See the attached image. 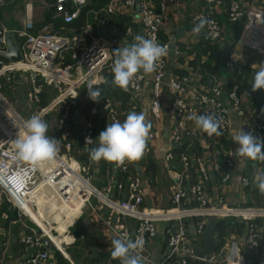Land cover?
<instances>
[{
  "label": "built area",
  "instance_id": "2783aa9c",
  "mask_svg": "<svg viewBox=\"0 0 264 264\" xmlns=\"http://www.w3.org/2000/svg\"><path fill=\"white\" fill-rule=\"evenodd\" d=\"M17 0H0V7L11 4ZM180 0H161L155 6L152 0H109V2L97 12L98 24L103 27L110 26V19L115 15H123L137 23L143 37H154L161 45V26L169 11ZM25 18L22 26L13 30L6 29L0 21V55L8 50L6 34L12 33L21 53V60L16 63L0 61V204L5 201L20 215L25 216L24 207L29 206L35 211L34 198L31 199L33 189L38 186L41 190L44 186L56 189L62 197L68 198L70 192L76 191L83 196L82 207L91 208V200L86 187L93 189L92 196L99 203V209L105 208L107 218L104 225L108 227L117 238L125 236L131 240L142 237L145 240L141 255L144 264H199L193 248L188 243L190 232L186 231L184 222L197 221L192 226L193 235L202 239L205 225L211 218L218 220L231 219L243 225L239 235H233L225 248L218 253H213L205 264H264V196L260 195L253 182V176L247 173L236 176V153L229 147V132L231 127L230 115L242 113L249 115L246 131H252L255 136L264 132V111L242 109L243 97L248 94L240 89L237 84L231 87L225 79L213 78L209 89L204 90L196 86L189 87V76L167 78V57H163L159 66L152 73L150 122L152 129L147 142L158 141L160 132L157 129L163 109V92L167 88L172 94V100L168 104V112L171 118L179 120L177 127L185 128L189 116L203 114H215L220 119V136L199 132L208 141L210 152L206 155V149L202 155L190 152L193 144H188L187 152L179 156L180 171L174 170L171 164L173 154H166L165 162L170 176L169 199L170 209L157 210L143 207V194L141 191L143 181L132 170L131 166L124 164L117 167L121 174H132L125 180L115 183L111 180L103 189L98 191L89 182L90 166L83 165L72 152L81 140L84 146H92L100 132L105 130L108 123L120 121L118 110L110 100L93 102L86 88L89 80L96 81L94 87H100L105 83L100 82L104 78V72L112 69L114 62L113 51L124 47L134 38V30L126 28L121 33H114L108 29L111 38L105 40L87 41L91 34V27L84 26L77 33L60 35L55 32V21L61 26L75 23L83 8L88 6L89 0H23ZM137 2H139L137 4ZM203 5L195 11L190 20L193 25L199 23L197 17H203L212 23L202 29L204 40L219 42L224 36V27L218 20V14H223L231 25L241 26V43L249 48L264 52V8L252 4L242 3L240 0H202ZM34 6L52 8L53 22L35 27L32 9ZM139 10L136 12L135 8ZM106 32V33H107ZM107 33V34H108ZM116 34L117 36H114ZM167 46V45H166ZM69 57L66 58L65 54ZM174 56L179 57L175 50ZM230 68V63L226 64ZM13 74L23 75L28 81L26 92V108L33 114H41L42 118L49 113L57 112L55 120V132L59 134V140L63 143V150L58 151L54 161L45 162L36 168L27 163L18 161L13 147L14 140L25 132L24 120L15 112L13 107L1 93L3 86L12 80ZM189 75V74H188ZM145 74L138 73L134 86L129 89L135 99L144 91ZM53 91L52 100L45 107L38 108L41 103L40 95ZM78 101L81 106H88L87 115H81L76 120L77 136L65 127L70 107H74ZM103 114L104 122L102 130H98L99 119L96 116ZM77 114V112H76ZM76 116V115H75ZM121 122V121H120ZM184 125V126H183ZM194 134V130L192 132ZM178 129L174 133V140L182 138ZM93 139L92 144H85V138ZM193 170L196 173V182L190 186L184 185L185 174ZM257 170H264V162H261ZM256 170V171H257ZM79 177L87 185L80 186L74 182ZM217 180L218 193L212 198L209 196V186ZM238 183L239 190L236 199L229 201L225 188L232 189ZM247 182V183H246ZM260 199L261 205L253 204V193ZM115 192L123 194L121 199L110 198ZM235 197V196H234ZM92 208V210L95 211ZM29 219V218H28ZM126 219L133 221V227L124 223ZM29 222L35 227L28 230L18 238L23 247L35 249L27 259L26 264H48L50 254L48 250H42L43 241L48 240L52 247L63 254L62 249H57L45 231L34 222ZM166 222L177 224L176 232L172 235V229L167 227L168 236L167 251L158 263L150 260L148 245L157 235L156 224ZM53 231L50 230L52 235Z\"/></svg>",
  "mask_w": 264,
  "mask_h": 264
},
{
  "label": "crops",
  "instance_id": "0c3cea01",
  "mask_svg": "<svg viewBox=\"0 0 264 264\" xmlns=\"http://www.w3.org/2000/svg\"><path fill=\"white\" fill-rule=\"evenodd\" d=\"M160 1L161 0H152L155 6H157ZM23 3V0H17L11 4L0 7V21L6 29L13 30L22 26L25 18V9ZM242 3L256 5L258 4V0H247V2L243 1ZM202 5V0H180L166 16L161 26L160 39L162 43L168 45L170 40L177 35V32H180L182 35L181 38H177L175 49L179 53V57L174 56V58H170L169 52L166 56L167 78L170 76L180 77L179 73L185 72V76H189L191 78L189 87L196 86L199 89L204 90L205 85L200 82V77L202 76H197V74L192 71L191 66V63L195 60H198L199 62L201 61L203 63L208 60L207 55L202 54V50L205 48V45H202L205 43L204 33L201 31L199 34H194L192 32V28L195 25H193L190 20V16ZM32 12L33 21L35 22L36 28H39L43 24L53 22L51 19L53 15L52 8L45 9L44 7L34 6ZM98 15L100 14L94 12L92 18H87L86 24L84 25H89L91 27V34L89 37H86L88 42L91 40H103L111 38V35L107 32L110 28L111 30H114V33L117 32L116 20H118L117 16L119 15H115L113 17L114 20H112L113 18L111 17L109 26L110 28L108 26L103 27L98 24ZM218 20L224 27V36L221 41L214 43V45H216L220 52V58L226 59L227 62L232 64V68H236V72L233 74L235 76L232 79L233 84H237L242 91H245L248 94V96L243 97L242 109L256 110L258 107L256 106V101L253 100V96L259 92V95H257L256 99L260 100L264 106V89L257 90L253 96L249 95V93L251 91V83L253 82L254 74L256 71H258L260 64L264 63V52L253 50L244 43H241L242 34L240 32V25H235L239 28V32L235 33V31L231 28L233 25H230L227 22L223 14H218ZM131 23L135 28L134 37L136 35H140L142 32L139 24L137 23V18L135 17ZM56 26L58 30L64 31L63 26L60 24L55 23V27ZM96 28L99 29L98 31L102 32L104 35L103 37H98L97 34H94ZM77 32L78 31H76V33ZM56 33L64 35L62 33H58L57 31ZM114 36H116V34H114ZM133 41L134 38H132L127 44H131ZM227 41L230 42V49L228 57H223L220 45ZM65 56L68 58V53H66ZM249 71L250 74H248ZM230 72V70H226L225 74L221 75V79H228ZM26 79L27 78H25L23 75L13 74L12 80L5 86L7 88L9 87L8 89H10L12 86H16L18 83L23 85L27 83V92L29 85ZM151 80L152 74L145 75L144 91L137 99L133 97L130 89L125 92L113 85L112 89L114 92L110 94V101H112L113 105L116 106L121 123L126 119L127 114L133 110H135L137 113L144 112L146 119L150 121ZM210 82L208 83L207 88L205 87L206 89H209ZM121 93L124 94V96H122ZM172 97L173 96L170 91L165 88L163 92V109L161 111L160 120L157 126V129L161 135L160 139L158 141L153 140L147 142L144 155L139 161L125 163L130 165L131 170H133L136 175L139 176L141 181H143L141 188L144 198L143 207H146L147 209H170L168 190L170 185V176L168 174V169L164 158L166 154L170 152L173 154L174 158L172 159L171 164L174 166V170L180 171L181 164L179 157L175 155L177 154V151L174 152L175 149L177 150L180 148L183 150V152H187V145L193 144V148H190V152L197 153L198 155H202L203 149L204 151L208 149L207 152L204 153L205 155L210 152L208 141H206L201 135L199 128L196 127L193 120L186 121L185 128L177 127L179 120L171 118L167 109ZM77 104L82 105L80 101H78L76 105ZM76 105L74 107H76ZM124 105L127 107L126 109H122ZM128 106H130V110L128 109ZM263 106L262 108L264 109ZM81 111V108L76 111V120L81 115ZM78 113L80 114L77 117ZM198 115H202V113L199 111ZM95 118L99 119V116H96ZM230 119L231 127L229 132V147H231L235 152L239 145L233 142L232 137L237 134L238 130L242 127L246 131L249 115L244 111L239 114L232 113L230 115ZM177 129L183 134L181 140L179 141L174 140V133ZM193 130L194 134H192ZM73 133L77 136L76 131ZM257 137L264 138V132H260ZM78 142L79 140L77 139V144ZM150 161L155 165L154 173L148 170V164ZM235 162L237 177L245 173H247L249 176H253L258 167V162L240 157L237 154ZM89 163L90 159L88 160V164ZM100 164V162H92L91 167L94 169V174L89 176V182L91 186H93L98 191H103L104 187L111 181L112 176L110 172L106 170L105 172L101 171ZM185 177L186 180H184V185L186 186L192 185L197 179V175L195 172H193V170L188 171L185 174ZM238 190L239 193H241V189H239L237 181L232 189L225 188L227 199L229 201L236 199ZM208 193L212 198H214L215 194L218 193L216 179L209 186ZM252 193L253 192H250V194ZM122 197L123 194L115 192L110 198L118 200ZM253 198L254 205L260 206L261 201L254 193ZM65 201V205L63 204L59 218L53 225L59 224L62 220V215L64 214V217L68 218L66 221V223H68L66 232L64 233L63 231L66 223H64L61 228H55L53 226L51 227V231L54 230L58 233L57 236H54L52 233L54 237L53 240L58 244V246H56L54 242L53 244L57 249H62L63 254L55 249L56 252H58L63 257L67 264H120L118 260H113L110 255L111 240L114 237H117L108 227L104 225V221L107 218L106 209H99L100 203L95 197L91 199V208L89 206H84L82 210L81 207L76 209L81 202V197H79V194L76 191L71 192L70 197L65 199ZM94 207L96 208L95 211L92 210ZM52 213L56 215L55 210H52ZM35 215L39 217L37 214ZM41 218L43 220L40 219V217L38 219L44 221V217L42 216ZM5 220L6 215L2 213L0 215V264H26L27 259L35 252V249L21 246L18 242V238L30 229V224L26 219H19L18 221H11L9 223H6ZM126 220L128 221L127 225L130 224L131 227L134 226L135 223H133V221L129 219ZM185 222L191 227V232L187 237L188 243L192 248L195 245H198L199 248H202V239L200 237L194 236L192 232V226L195 221L186 220ZM169 225L170 223L166 222H158L156 224L157 235L149 242L148 245V254L150 260L154 263H158L162 259L163 254L167 251L168 236L166 234V228ZM172 227H174V224H172ZM231 237H233V234L230 235L224 246L221 248H225L227 246V243H229ZM43 249H45L44 245ZM51 249L52 247L46 249L50 254V260L48 264H57Z\"/></svg>",
  "mask_w": 264,
  "mask_h": 264
},
{
  "label": "clouds",
  "instance_id": "9594fccd",
  "mask_svg": "<svg viewBox=\"0 0 264 264\" xmlns=\"http://www.w3.org/2000/svg\"><path fill=\"white\" fill-rule=\"evenodd\" d=\"M197 19L199 23L192 28L194 34H199L206 25L212 23L203 17ZM113 53L114 62L111 69L113 79L110 83L127 92L130 85L134 86L138 73L148 75L156 71L161 59L168 55V48L158 43L154 37L136 35L131 44L119 47ZM100 82L109 83L103 77ZM96 83L89 80L86 86L89 98L93 102H99L102 98L101 90L94 87ZM261 89H264V63L260 64L251 83L252 92ZM189 119L209 136L222 134L219 131L220 119L215 114L191 115ZM23 127L25 132L16 138L13 144L17 160L27 163L32 168L54 161L59 151V140L49 135L50 126L42 115L33 114L24 121ZM151 128L152 124L146 119L144 112L130 111L122 123L119 120L108 123L105 130L100 132L95 140L98 146L87 150L90 161L98 163L104 160L116 167H121L126 162L139 161L144 155ZM232 139L239 145L235 151L238 156L254 162H264V138L257 137L252 131H245L242 127ZM93 141L90 137L85 138V144H92ZM253 182L260 195L264 196V170H257L254 173ZM144 245L145 240L142 237H137L134 241L125 236L114 237L111 240V258L118 260L120 264H144L141 255Z\"/></svg>",
  "mask_w": 264,
  "mask_h": 264
},
{
  "label": "trees",
  "instance_id": "16d2710c",
  "mask_svg": "<svg viewBox=\"0 0 264 264\" xmlns=\"http://www.w3.org/2000/svg\"><path fill=\"white\" fill-rule=\"evenodd\" d=\"M240 1L247 2V0H240ZM108 2H109V0H92V1L90 0V3L88 4V6H86L85 8L82 9L81 14H80V18L75 23L63 26L64 31L58 30L57 26H56L55 32L57 31L58 33L67 34V35L76 33V31H79L80 29H82L83 26L86 24L87 18L88 19L92 18L93 13L99 12V10L101 8H103ZM256 6L264 8V0H258V4H256ZM117 18H118V20H116V27H117L116 31L118 33L123 32L128 27L133 28V30L135 29L133 24L131 23L132 22L131 19H129L128 17H125L123 15H119V16H117ZM112 20H114V18ZM55 23L59 24V21H55ZM231 28H232V30L235 31V33L239 32L238 26L233 25V26H231ZM72 29H73V31H72ZM98 30L99 29L96 28V30L94 31V34H97L98 37H103L104 35L102 34V32L98 31ZM103 40H105V39H103ZM204 42L205 43H203L202 45H205V48L202 50V54L207 55L208 60L204 63L201 61L199 62L198 60L193 61L191 63L192 64L191 65L192 71L195 72L197 74V76H199V77L202 76V77H200L201 78L200 82L203 85H205V87L207 88L208 83L213 78H217V79L220 78L221 79V75L225 74L226 70H230L232 73L230 72L229 78L228 79L226 78L225 80L227 81L228 86L231 87L233 85L232 79L235 76L233 74H234V72H236V68H232V64L230 62H227L226 59L220 58V52H219L218 48L216 47V45H214L213 42H208L205 40H204ZM198 58H199V56H198ZM0 61L6 62V60L3 59L2 57H0ZM229 63H230V68H227L226 64H229ZM179 74H180V77H183L186 75L185 72L184 73L181 72ZM248 74H250V71L248 72ZM103 75H104V78H106L109 81V83H105L104 85H102L100 87L101 94H102L101 99L102 100H110L111 99L110 94L114 92L112 89L113 85L110 83V81L113 79V73H112L111 69H109L108 71L104 72ZM257 95H259V92L253 96V100L256 101L255 103H256V106L258 107L257 110H264L262 108L263 104L260 102V100L256 99ZM122 96H124V94H122ZM46 97H49V93L47 94V93L43 92L40 95L41 103L39 105H37L38 108L39 107L40 108L45 107L47 105V103H49V101L47 102V100H45ZM79 108L82 109L81 113L83 115H87V111L89 109V107L87 105L85 107L84 106L81 107V105H79V104H77L76 107H70L69 112H68L67 121L65 122V127H66V129H68L72 133L77 129V122H76V116L75 115H76V111H78ZM126 108L127 107L125 105L122 107V109H126ZM128 109L130 110V106H128ZM47 116H45L43 118L45 121L47 119ZM99 122H100L99 124L97 123V128H98V130H102L104 117H103V114H101V113L99 114ZM47 123L49 124V122H47ZM49 126H50V124H49ZM77 145L79 147V148L77 147L78 148L77 149L78 161L81 164L86 166V165H88V160H89V158H88L89 152L87 150L89 148L98 146V142L94 143L92 146L86 147L83 145L81 140H79ZM175 151H177V154L174 153L177 157H179L180 154L183 153V150L180 148L177 150L175 149L174 152ZM256 162H258V165L261 163L259 161H256ZM100 163H101L100 164L101 165V171L105 172V170H106V171L110 172V174L112 176L111 180L117 179V181H114L115 183L122 182L127 177L134 175L133 172H132V174H129V173H127L126 175L121 174L119 172L118 168L114 164H110L108 162H105L104 160H101ZM154 168H155V165L153 164V162L150 161V163L148 164V170H150L151 172L154 173ZM253 190H254V188L251 187L247 191L253 192ZM2 213L6 215V220H5L6 223H9L11 221H16V220L18 221L19 219H22V220L25 219L22 215H20V213L16 209L12 208V206L9 203H7L5 201V199L0 204V215ZM67 219L68 218L64 217V214H63L62 220L59 224H56V228H61L63 226V224L66 223ZM193 221H195V220H193ZM127 222H128L127 220L124 221L125 224H127ZM196 222L197 221H195L193 224L195 225ZM29 224H30L29 230H34L35 227L31 223H29ZM184 225H185L186 231L191 232L190 225L187 224L186 222H184ZM168 227L172 229L173 228L172 223H170V225ZM67 228H68V223H66V226L63 229L64 233L66 232ZM243 228L244 227L242 224L236 223L231 219L219 220L218 223L216 224V227H215V235H216L217 242H216V247H215L214 253H217L221 249V247L224 246L226 240L230 237L231 234L239 235L242 232ZM42 250H46V249H43V247H42ZM51 250L53 252V256H54V259L56 260L57 264H67V262L63 259V257L58 252H56V250L53 247Z\"/></svg>",
  "mask_w": 264,
  "mask_h": 264
},
{
  "label": "water",
  "instance_id": "95a60500",
  "mask_svg": "<svg viewBox=\"0 0 264 264\" xmlns=\"http://www.w3.org/2000/svg\"><path fill=\"white\" fill-rule=\"evenodd\" d=\"M139 2H137L138 4ZM136 12H138V6L135 8ZM142 36V33H140ZM117 36V35H116ZM182 35L180 32H177V35L173 37L167 45L169 57L174 58V51L176 49V42L177 38H181ZM6 41H7V52L5 54H1L0 57L5 59L8 62L16 63L21 60V53L20 49L18 48L17 43L14 41L12 33L6 34ZM221 53L223 57H228L229 49H230V42L227 41L220 45ZM255 92L250 91L249 95L253 96ZM80 113H78L77 117ZM79 118V117H78ZM217 218H211L208 220L207 224L205 225V229L202 236V248H199L198 245L193 246V252L195 257L199 260V264H205L214 253L216 247V235H215V227L218 223ZM177 228V224H174L172 228V235L175 234ZM43 245L45 249H49L52 247V244L48 240L43 241Z\"/></svg>",
  "mask_w": 264,
  "mask_h": 264
},
{
  "label": "bare ground",
  "instance_id": "6f19581e",
  "mask_svg": "<svg viewBox=\"0 0 264 264\" xmlns=\"http://www.w3.org/2000/svg\"><path fill=\"white\" fill-rule=\"evenodd\" d=\"M142 36H143V34H142ZM74 182L80 186L87 185L85 181H83L82 179H80L77 176L74 178ZM33 190L34 191L32 192L31 199L34 198L35 204L37 207H36L35 211H32L29 206H25L24 207L25 214L40 229H42L43 231L46 232V234L50 237L52 243L54 242L55 245L58 246V244L53 240L54 237H53V235L50 234V230H51L52 225L55 224V222L58 220L59 215L61 213V209L63 208L62 207L63 205L61 206V204H57L58 203L57 201L60 200V201H63L65 203L66 202L65 199H67V198L62 197L56 189H54L50 186H44L43 185V188L41 190H39V188L37 186ZM47 190H50L55 196H57L58 200L48 202L46 199V194H45ZM86 191L89 195H92V193H93V189L91 187H88V186L86 187ZM70 194H71V192H70ZM69 197H70V195H69ZM79 197H81V202L79 203V205L76 209H79L80 207H82L83 196H81L79 194ZM54 202H57V203H54ZM52 210L56 211V215H54L52 213ZM33 213L37 214L40 217V219H42L41 217L43 216L44 221H42L43 219L39 220L38 219L39 217H37Z\"/></svg>",
  "mask_w": 264,
  "mask_h": 264
},
{
  "label": "rangeland",
  "instance_id": "374dc122",
  "mask_svg": "<svg viewBox=\"0 0 264 264\" xmlns=\"http://www.w3.org/2000/svg\"><path fill=\"white\" fill-rule=\"evenodd\" d=\"M64 35H66V34H64ZM8 88L4 85L1 93L4 95V97L10 103V105L13 107L15 112L17 114H19L21 119H23L25 121L26 119H28L30 117V114H31L26 108L27 106H26L25 94H26V90H27V83H25L24 85L18 83L16 86H12V88H10V89H8ZM48 93H49V97H46L45 100H47V102L48 101L50 102L52 100L51 98H52L54 92L53 91H49ZM56 118H57V112L54 111L52 113H49V115L47 116L46 121L49 122V124H50V130H49L50 133H49V135L54 137L55 139L59 140V136L55 132V129H54ZM77 147H78V145L76 143V145L74 147V150L72 152V155L76 156V157H77V154H78L77 153V149L79 148V147L78 148ZM58 148H59V151L63 150V143H62L61 140H59ZM89 165H90V170H91L90 174H94V169H92V167H91L92 166V161H90ZM45 194H46V199H47L48 202L57 201L58 200L57 196H55L50 190H47ZM92 198H93V196L91 195L90 196V200ZM57 202L60 203L61 206L63 204L65 205V203L63 201L59 200ZM21 215L27 220V222H29V219H28L27 216H25L23 213ZM29 223H31V222H29ZM52 226L56 228V225H52ZM69 233H70V230H69ZM53 235L57 236V232L53 231Z\"/></svg>",
  "mask_w": 264,
  "mask_h": 264
}]
</instances>
